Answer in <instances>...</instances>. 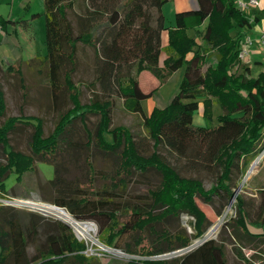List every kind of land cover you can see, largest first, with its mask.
Masks as SVG:
<instances>
[{
    "label": "trees",
    "instance_id": "1",
    "mask_svg": "<svg viewBox=\"0 0 264 264\" xmlns=\"http://www.w3.org/2000/svg\"><path fill=\"white\" fill-rule=\"evenodd\" d=\"M43 1L46 53L17 59L6 67L0 58V74H16L22 89L19 114L6 115L0 82V117H5L0 124V195L41 200L33 181L37 162L54 163V176L49 179L55 191L52 202L77 220H94L100 242L134 256L124 264H228L225 243L215 237L185 253L162 255L190 245L204 233L208 219L196 197L205 202L215 195L236 197L238 217L225 224L233 227L236 253L245 259L241 250L246 242L252 248L259 246L264 255V189L256 217L248 220L245 199L235 193L233 182L234 171L244 172L264 149V70L254 75L251 65L239 56L244 39L240 31L250 29L258 17L250 19L238 0H196V7L176 11L171 25H166L162 9L168 0ZM18 22L28 24L5 21ZM189 29H195L196 35H190ZM86 47L93 50L95 75L79 84L74 74ZM33 62L47 79L58 111L47 134L43 117L24 112L27 83L22 66ZM183 65L179 91L167 105H155L147 114L142 101L155 88L142 89L141 73L148 70L161 83ZM82 85L92 91L85 102ZM117 97L126 110L143 115L144 131L112 125ZM215 105L221 112L213 123ZM197 111L204 125L194 124ZM90 114L98 116L92 131L86 125ZM24 126L32 128L31 153L10 144V134ZM82 132L85 140L80 139ZM93 145L113 160L112 169L101 175L108 182L101 189L94 186ZM66 152L75 164L82 152L87 167L83 182L64 176L65 165L57 162V156ZM170 158L184 159L197 170L214 167L215 182L206 188L202 179L182 175ZM12 173L16 182L8 189L5 182ZM147 173L159 175V183L146 187L137 201H117V189L126 192L137 174ZM182 214L193 218V233L184 228L174 232L167 225ZM125 235L133 236L132 243L121 244ZM86 249L85 241L66 221L0 204V264H103Z\"/></svg>",
    "mask_w": 264,
    "mask_h": 264
},
{
    "label": "rangeland",
    "instance_id": "2",
    "mask_svg": "<svg viewBox=\"0 0 264 264\" xmlns=\"http://www.w3.org/2000/svg\"><path fill=\"white\" fill-rule=\"evenodd\" d=\"M82 3L80 2V5ZM182 0H168L164 2L162 9L165 14L166 25L175 23V12L182 8H193L192 2L186 3L187 7H183ZM44 1L43 0H0V25L5 26L0 29V57L2 58L3 65L14 62L17 59L27 60L38 55L46 53L45 42V18H44ZM70 14V13H69ZM73 19V15L70 14ZM8 19L26 20L27 26L24 27L21 23L11 24L5 23ZM202 28V27H201ZM188 33L195 36L196 30L189 29ZM264 49V48H263ZM165 53L162 54V61L165 58ZM79 66L74 74L75 81L79 84L90 81L94 73V54L90 47L81 50L79 55ZM35 62L31 64L24 63L22 66L25 80L27 83V99L24 105L25 114H34L43 117L45 133L47 134L53 127V123L57 118V108L52 100L51 92L47 83V79L38 72ZM206 68V65L203 69ZM252 73L257 74L256 67H253ZM184 65L173 71L164 81L159 82L158 78L150 71L145 70L140 75V85L144 91L154 89L151 97L142 101L145 112L148 114L153 106L163 107L167 105L172 97L179 91V85L183 78ZM0 82L3 85L7 101L6 115L19 114V104L22 101V89L18 76L16 74L1 73ZM82 88V101H88L92 95V91L88 90L84 85ZM69 103V102H68ZM67 105V104H66ZM65 106V104H64ZM64 106L62 108H64ZM221 112L218 105L214 106L213 123H216V117ZM5 117H0V124ZM98 116L94 114L88 115L86 125L89 130H93ZM143 115L132 113L123 107L122 98L115 99V106L113 109L112 125L125 124L131 126L135 132L144 131L141 126ZM206 123L202 114L197 111L194 114V124L204 125ZM32 128L24 126L17 129L10 134V144L13 148L21 150L26 153H31L29 147V138ZM81 140H85V134L82 132ZM91 160L95 169L94 186L96 189H101L108 184L107 180L102 178V173L109 171L113 167V160L111 157L104 155L94 145L90 148ZM172 163L176 165L180 173L184 176H194L203 180L206 188H209L217 176L215 168L208 169H195L188 166L184 159L176 160L170 158ZM57 162L64 163L66 170L63 174L67 179L73 181H84L87 167L84 162V156L81 152L77 163L72 162V157L68 152L57 156ZM37 173L33 175V181L37 184V195L44 203L54 204L52 202L55 191L50 186L49 179L54 176V163L48 161H38ZM249 171H251L249 173ZM249 173V176H247ZM75 181V182H76ZM159 175L147 173L144 176L135 177V180L130 184L126 192H121L117 189V201L122 203L125 201H137L138 195H145L146 187L155 186L159 183ZM16 182V174L12 173L6 180V187L9 189ZM233 182H235V193L242 195L245 199V206L249 211V219L252 220L260 208L262 196L260 191L264 189V149L259 152L254 159L250 162L244 172L238 169L234 171ZM196 202L200 209L207 217L206 229L202 236L195 238L191 243L201 239L209 230L218 225L216 232L212 237L225 243V252L228 264H262L263 255L260 252V247L252 248L251 245L244 242L242 243V253L245 259L238 256L235 250V240L231 236L232 226L225 227L226 221L229 219H237L236 197L228 200L225 197L215 195L210 202H205L199 197H196ZM56 205V204H55ZM63 209L67 210L65 207ZM123 209V208H122ZM68 211V210H67ZM71 213L70 211H68ZM72 214V213H71ZM55 217V216H53ZM69 223L76 236L84 240L87 245V252L95 255L103 264H124L125 261L131 257L123 248H114L107 246L100 242L98 224L92 220L87 219L83 221L93 222L95 230H89V234L78 233L75 225L63 218H60ZM121 221L125 217L120 218ZM80 221V220H79ZM172 231H177L184 228L187 233L194 232V221L189 215L182 214L179 218L174 219L170 224L167 223ZM254 232L258 230L250 227ZM83 232V231H82ZM133 236L125 235L121 244L132 243ZM146 241V240H145ZM190 243V244H191ZM237 245V244H236ZM239 247V246H236ZM108 249V250H107ZM162 257H166L162 255Z\"/></svg>",
    "mask_w": 264,
    "mask_h": 264
},
{
    "label": "crops",
    "instance_id": "3",
    "mask_svg": "<svg viewBox=\"0 0 264 264\" xmlns=\"http://www.w3.org/2000/svg\"><path fill=\"white\" fill-rule=\"evenodd\" d=\"M190 1L192 2V7L197 6L196 0H182V2L185 4H183V7H187L186 3ZM246 12L249 15L250 19H252L253 17H258V20L256 24H254L250 29H243L240 31L244 38L248 36L252 39L248 56L244 60L251 65L252 70L253 67H256V71L258 73L259 71L264 70V49L260 42L261 37L264 35V0H258L256 4L249 5L246 8ZM166 43L167 35L165 32H163V44L165 45Z\"/></svg>",
    "mask_w": 264,
    "mask_h": 264
},
{
    "label": "built area",
    "instance_id": "4",
    "mask_svg": "<svg viewBox=\"0 0 264 264\" xmlns=\"http://www.w3.org/2000/svg\"><path fill=\"white\" fill-rule=\"evenodd\" d=\"M257 2L258 0H238V5L240 6V8L246 9L249 5L256 4ZM260 42H261L262 47L264 48V35L261 37ZM251 43H252V39L250 37L247 36L243 39L241 47H240V52H239V56L241 59L244 60L245 58H247ZM0 204L27 208V209L35 210V211H38L40 213H43L49 216H54L52 213L57 214L56 212H54V209L50 207V206L54 207V204L44 203L41 200H36V199H31V198L9 197V196L0 195ZM58 218H62V217L60 216ZM88 223L94 225L93 222L89 221ZM87 250H85L86 253H88Z\"/></svg>",
    "mask_w": 264,
    "mask_h": 264
},
{
    "label": "bare ground",
    "instance_id": "5",
    "mask_svg": "<svg viewBox=\"0 0 264 264\" xmlns=\"http://www.w3.org/2000/svg\"><path fill=\"white\" fill-rule=\"evenodd\" d=\"M251 171H249L250 173ZM249 173H247V176H249ZM52 209H54V212L59 214L62 218L72 222L75 225V228L77 229L78 233L83 234H89V230H95V226L89 223H82L79 220H77L71 213H69L67 210L62 209L60 207H53L50 206ZM219 226L215 225L213 226L209 232L206 234V236H210L214 234ZM83 231V232H82ZM108 250V249H107Z\"/></svg>",
    "mask_w": 264,
    "mask_h": 264
},
{
    "label": "water",
    "instance_id": "6",
    "mask_svg": "<svg viewBox=\"0 0 264 264\" xmlns=\"http://www.w3.org/2000/svg\"><path fill=\"white\" fill-rule=\"evenodd\" d=\"M54 206H56V207H60V206L55 205V204H54ZM52 214H53L54 216H56V217H60L59 215H57V214H55V213H52ZM80 222H82V223H88L87 221H83V220H80ZM211 237H212L211 235H210V236H206V235H205V236H203L201 239L196 240V242L191 243L190 245H188V246H186V247H183V248L177 249V250L172 251V252H169V253H165V254H163V255H165V256H172V255H176V254H182V253H185V252H187V251L193 249L194 247L198 246L199 244H201L202 242H204L205 240H207V239H209V238H211Z\"/></svg>",
    "mask_w": 264,
    "mask_h": 264
}]
</instances>
